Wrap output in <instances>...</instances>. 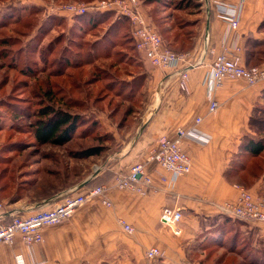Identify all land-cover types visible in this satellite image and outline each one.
<instances>
[{
	"label": "crops",
	"instance_id": "crops-1",
	"mask_svg": "<svg viewBox=\"0 0 264 264\" xmlns=\"http://www.w3.org/2000/svg\"><path fill=\"white\" fill-rule=\"evenodd\" d=\"M192 1L197 7L183 13L187 22L193 23L194 32L192 48L183 52L189 53L186 63L159 69L141 54L147 63L135 76L144 74L146 80L141 86L142 102L134 114L135 124L128 130L127 143H123L126 150L117 160L107 162L94 183L109 185L116 174L128 171L134 163L147 162L158 139L174 138L180 129L189 133L182 146L191 157V172L172 181L159 164L148 163L147 172L155 185L148 195L107 190L105 197L111 207L101 198L90 199L67 221L46 227L43 244L27 246L19 239L10 245L0 243V264H182L185 260L247 264L225 240L224 233L214 230L224 218L221 205L239 199L237 186L241 184L235 182L231 170L238 166L235 163L243 151V141L256 136L249 122L255 108L264 105V81L249 86L243 80H226L212 95L219 109L211 114L208 80L214 59L231 47L234 37L238 35L246 64L249 38L264 41V0ZM226 14H238L236 33H229ZM185 67L189 75L186 92L178 82V72ZM113 130L119 137V128L114 125ZM94 168L92 174L96 173ZM163 176L168 177V183H162ZM83 185L79 192L88 188ZM249 191L264 196V179ZM31 193L16 201H12L13 196L5 199L6 214L29 216L51 207V201ZM165 207L183 212L180 235L161 223ZM120 219L135 229L133 234L123 229ZM239 228L243 241L264 249V223L242 221ZM151 247L161 249L163 258L147 260L144 254Z\"/></svg>",
	"mask_w": 264,
	"mask_h": 264
},
{
	"label": "rangeland",
	"instance_id": "rangeland-1",
	"mask_svg": "<svg viewBox=\"0 0 264 264\" xmlns=\"http://www.w3.org/2000/svg\"><path fill=\"white\" fill-rule=\"evenodd\" d=\"M95 1L102 0H0V45L3 44L1 39L17 42L11 47L0 46V171H11V174L14 171V178L11 181L14 188L29 181L28 186L42 185L47 188L49 194L61 192L58 198L79 192L78 187L87 184L93 176L99 174H92L94 166V170L98 166L102 169L107 162L117 160L116 157L126 150L124 144L131 127L121 129L118 121L122 119L128 104L115 95V92L111 94L106 90L102 91L104 85L101 84L92 87L94 90L90 98L85 96L89 92V87H83L82 92L73 89L72 93L66 95L59 93L55 100L50 98L53 93L50 89L54 83L64 84L65 81V86L69 84L65 77L59 79L50 77L48 81L47 75L56 71L55 69L66 74L79 73L68 69L69 63H82L91 44L106 36L112 26L115 31L110 33V37L114 40L121 36L120 41L126 42L125 45L119 42V46L112 49L102 43L99 47L103 53L101 55L112 53L113 58L99 60L97 62L99 68L95 70L84 67L86 73L84 77L80 79V76L75 74L76 85H80L79 81L81 84L85 83L92 74L103 77L104 73L129 82L143 71L142 66L147 63L141 54L135 55L129 51L132 50V45L128 42L131 41L129 37H133V27L126 16L116 11L90 12L84 16L64 11V7L70 3L89 4ZM140 1L141 12L147 23L165 42L170 38L172 40L173 36H166L164 28L170 29L182 17L184 18L174 13L172 8L171 3H177L178 0ZM171 13L176 17L170 20ZM102 14L106 15L100 20L104 22L98 28L97 25L92 27L94 23H90L89 20ZM56 39L60 44L55 52L51 54L45 51ZM113 64L117 65L110 69ZM30 69L39 72L36 78H27L23 75L24 71ZM46 90H49L50 95L46 94ZM139 100L141 103L142 97L134 100L135 105L133 104L132 108L131 119L134 124L135 107L140 104ZM77 102L80 104L79 108L66 105L75 106ZM44 103L64 110L69 108L68 111L80 117L79 129L71 132L72 140L63 146L43 145L35 138V130L31 124L38 120L39 109ZM111 115L116 116L118 120L114 121ZM258 119L264 130V115H260ZM109 122L114 124L107 126L106 123ZM114 125L119 128V137L113 132ZM259 135L264 141V131ZM98 147L101 150L98 156H88L85 152L89 148ZM8 176L9 173L5 177ZM2 181L0 187L6 182ZM70 188L72 189L68 192L62 193ZM24 193L29 194L31 191ZM31 194L36 195L34 192ZM0 200L5 202V197L1 194Z\"/></svg>",
	"mask_w": 264,
	"mask_h": 264
},
{
	"label": "built area",
	"instance_id": "built-area-1",
	"mask_svg": "<svg viewBox=\"0 0 264 264\" xmlns=\"http://www.w3.org/2000/svg\"><path fill=\"white\" fill-rule=\"evenodd\" d=\"M140 0H102L89 4L74 2L66 5L64 11L76 15H84L90 12L116 11L129 18L133 27V38L136 48L140 54L154 68L172 69L181 63H186L189 53H177L170 49L161 35L150 26L144 14L141 12ZM229 33L237 32L239 28L238 14H226ZM238 35L234 37V43L217 55L214 59L208 80L209 96L211 104L209 112L217 113L219 103L212 99L213 93L223 85L226 80H243L249 86H254L264 81V63L256 66H248L243 59L241 43L237 41ZM188 66H191L189 64ZM193 66V65H192ZM178 82L181 91L188 90L189 75L187 67L178 72ZM201 119H197L200 122ZM188 132L180 129L174 138L162 136L149 152L147 162L134 163L128 171L115 175L109 185L87 188L83 192H73L51 202V207L38 211L29 216L17 214H6V205L0 201V243L13 244L19 239L27 246L43 244L45 242L44 229L46 227L59 225L75 215L86 203L93 198H101L102 203L111 207L112 203L105 197L107 190L133 191L146 196L154 185V179L147 172L148 163H157L175 179L187 175L192 170V160L183 148V140ZM102 170L100 166L95 171ZM162 183H168L166 176L161 178ZM240 191L236 202H225L221 205V214L243 222L264 223V197L254 195L244 186H237ZM183 212L165 207L160 215L161 223L171 230L175 235L181 234L180 223ZM119 224L128 234H133L135 229L120 219ZM145 258L155 261L163 258L164 254L158 247H151L145 251ZM21 263V262H20ZM182 264H195L193 261L185 260Z\"/></svg>",
	"mask_w": 264,
	"mask_h": 264
},
{
	"label": "trees",
	"instance_id": "trees-1",
	"mask_svg": "<svg viewBox=\"0 0 264 264\" xmlns=\"http://www.w3.org/2000/svg\"><path fill=\"white\" fill-rule=\"evenodd\" d=\"M78 1V0H76ZM90 1V0H85ZM172 8H174V13H178V15L183 16V13L192 11L194 8L197 7V5L192 0H178L177 3H171ZM170 14L169 18L175 16V14ZM84 16V15H83ZM103 16L106 15H100L95 18H91L89 21L90 23H94L91 25L92 27L98 28L104 21H100L103 19ZM105 18V17H104ZM100 22V23H99ZM193 26V23L187 22L185 18L182 17L178 22H176L175 25H172L170 29L164 28V33L166 36H173V39L170 40L167 39L165 44L172 49L175 52L183 53L187 52L192 48L191 44V37L194 35V32H192L191 27ZM175 29H177L175 32H173ZM262 30H264V22L262 24ZM115 31L114 27L108 29V32L106 33V36H104L102 39L98 40L96 43L91 44V47L88 49L87 53L84 55V61L82 63H69L68 69H71L75 72L79 73H69L66 74L65 72L59 71L58 69H55L56 71H53L49 73L48 81L51 78L59 79V78H67L68 79V86H65V81H63L64 84L56 82L55 85L50 89L53 93L51 95V99L55 100V97L62 93L63 95H66L67 93H72L73 89H76L78 91L82 92V88H90L88 93H82L85 94L87 98H90L92 96V90H94V86H100L103 84L102 91H107L108 93L115 92V95L119 96L125 102H127L128 106L123 113L122 119L118 121L119 128H129L133 127L134 123H132V108L135 105L134 100L136 98H141V86L146 80V76L140 75L136 76L131 81H126L124 79L121 80L120 77H116L114 75H107V73H104L103 77H100L98 75L92 74L87 79V81L83 84L79 81V86L76 85V75L78 74L80 76V79L82 76H85V71L83 70L84 67H90L95 70V68H99L97 65V62L99 60H111L113 58L112 53H108V55L103 54L99 47L102 45V43L107 44L112 49H115L117 46H119V42H121L122 45H125L126 42L120 41V37L116 39H112L110 37V33H113ZM120 31H122V27L120 28ZM126 34V33H125ZM131 41L128 42V44L132 45V50H129L137 54H140L136 48L135 40L131 36ZM59 39V38H58ZM56 39L54 42L50 43L45 51H49L52 53L55 52L57 47L59 46V41ZM3 40V44L0 46L8 47V46H14L17 44V42H10L8 39H1ZM164 40V39H163ZM58 41V44L55 45ZM109 42H112L109 44ZM79 44V43H76ZM80 45V44H79ZM5 50V49H4ZM99 52V53H98ZM4 51L2 52V54ZM246 58H247V65L248 66H256L264 63V41H257L250 39L246 43ZM117 64H113L110 66V69H113ZM98 66V67H97ZM136 67H139L136 65ZM101 68V67H100ZM102 69V68H101ZM46 72V70L44 71ZM43 73V72H42ZM39 72H35L32 69L29 71H24L23 75L27 78H36L38 76ZM106 74V75H105ZM112 76V77H111ZM47 81V82H48ZM119 87V89H117ZM81 89V90H79ZM49 90H46V94L50 95L48 93ZM52 100V101H53ZM140 103V100L138 101ZM134 104V105H133ZM141 104V103H140ZM139 104V105H140ZM69 107H80L79 103L77 102V105L73 106L70 104H66ZM139 105H136L135 109L137 111V108ZM119 109H122L119 107ZM68 109H62L57 108L55 105L52 104H42V107L39 109L38 113V120L36 123L31 124L34 127V135L36 140L43 145H54V146H63L68 141H71V132L73 130L79 129L78 124H80V117L79 115L72 114V112L68 111ZM136 113V112H135ZM264 115V106L258 105L253 115L251 116L249 125L251 130L256 133V136H251L250 138H247L243 141L242 147L243 151L241 155H239V158H237L236 163L238 166L233 168L231 170L232 177L235 178V182L238 184L243 185L248 190L251 189L257 181L260 179H264V141L263 138L259 135V133L263 132L262 130V124L259 121L258 117L260 115ZM114 121L118 120L116 116L111 115L110 116ZM129 128V129H131ZM104 136V135H103ZM71 139V140H70ZM86 154L88 156H98L101 153V150L98 148H89L86 151ZM9 173V176L6 178V174ZM13 174V175H12ZM0 171V182L3 180L5 183L3 186L0 187V194L1 196L5 197V199L12 197V201H16L21 199L26 193L24 192H34L39 197H44L47 202H52L53 200L57 199L60 193L58 194H49L47 192V188H44L42 185L39 184H31L28 186V182H26L24 185H17L14 187L11 186V181L14 178V171ZM98 175V174H97ZM97 175L93 176L91 180L86 184L88 188H93L98 186V184H95L94 181L97 179ZM231 175V174H230ZM2 181V182H3ZM72 188L62 192H68ZM56 190L54 189V192ZM15 195V196H14ZM8 196V197H7ZM65 196V195H64ZM264 197V196H263ZM1 201V200H0ZM242 221L233 219L228 216H224L221 222H219L218 226L215 227V232L222 231L225 236V240L233 245V250L237 251L239 255L243 257V262L247 264H264V249H258L256 247H253L252 243L249 241H243L240 234V228L239 224H241ZM213 231V232H214ZM249 251V254H247ZM246 261V262H245Z\"/></svg>",
	"mask_w": 264,
	"mask_h": 264
},
{
	"label": "water",
	"instance_id": "water-1",
	"mask_svg": "<svg viewBox=\"0 0 264 264\" xmlns=\"http://www.w3.org/2000/svg\"><path fill=\"white\" fill-rule=\"evenodd\" d=\"M99 172H100V170H97V171H96V173H99ZM85 185H86V183H85L83 186H85Z\"/></svg>",
	"mask_w": 264,
	"mask_h": 264
}]
</instances>
